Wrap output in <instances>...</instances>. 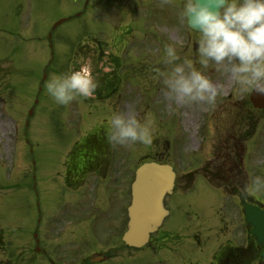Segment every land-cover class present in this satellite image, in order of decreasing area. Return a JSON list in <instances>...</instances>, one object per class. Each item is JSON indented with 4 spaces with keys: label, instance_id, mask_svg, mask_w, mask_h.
Masks as SVG:
<instances>
[{
    "label": "rangeland",
    "instance_id": "obj_1",
    "mask_svg": "<svg viewBox=\"0 0 264 264\" xmlns=\"http://www.w3.org/2000/svg\"><path fill=\"white\" fill-rule=\"evenodd\" d=\"M88 1L85 8L87 0H0V121L9 124L0 133V264H49L33 251V237L39 222L35 234L46 250L43 226L63 200L54 193V177L73 144L115 113L134 115L154 137L151 145L110 143L119 156L131 158L133 169L155 159L176 172L160 232L179 238L188 258L209 264L220 244H244L242 202L264 207V190L254 185L264 178V109L253 108L250 92L222 68L199 63L200 33L182 17L187 0ZM168 45L180 57L175 63L191 60L219 85L212 104L182 105L165 95L157 69L171 71L163 62ZM86 61L105 103L78 95L57 104L49 81ZM230 166L238 169L239 182L224 190L207 181L213 172L226 175ZM76 250L65 246L64 262L52 253L53 264H81Z\"/></svg>",
    "mask_w": 264,
    "mask_h": 264
},
{
    "label": "flooded vegetation",
    "instance_id": "obj_2",
    "mask_svg": "<svg viewBox=\"0 0 264 264\" xmlns=\"http://www.w3.org/2000/svg\"><path fill=\"white\" fill-rule=\"evenodd\" d=\"M108 85L103 83L104 87ZM100 132L104 133L105 128L97 126L92 132L94 136L76 142L66 154L61 171L54 177L58 180L54 193H59L63 200L60 198V206L54 208L55 213L43 226L46 250L40 252L45 260L52 264L51 254L55 252L60 253L59 256L54 254L56 260L66 261L65 246L75 244L76 257L79 256L81 264H132L133 260L141 264H200L185 255L179 238L162 233L160 229L150 236L143 248L134 249L123 242L132 199V161L127 156H119L121 150L114 153L104 146ZM210 177L213 180L215 174L210 173ZM245 230L242 246L229 242L220 244L214 249L209 264H255L257 260L260 264V246L249 229ZM77 238L82 241L74 242ZM34 250L37 251V247ZM198 250L204 251L202 246Z\"/></svg>",
    "mask_w": 264,
    "mask_h": 264
},
{
    "label": "clouds",
    "instance_id": "obj_3",
    "mask_svg": "<svg viewBox=\"0 0 264 264\" xmlns=\"http://www.w3.org/2000/svg\"><path fill=\"white\" fill-rule=\"evenodd\" d=\"M182 17L188 27L200 33L196 51L204 68L212 62L244 91L264 94V0H187ZM165 52L163 62L172 65L171 71L157 69L163 77L165 95L182 105L212 104L219 85L196 69L191 60L175 63L180 57L172 45L166 46ZM97 87L91 62L86 61L78 70L55 76L47 91L57 104L68 105L78 95L94 96ZM107 138L120 145L129 141L151 145L154 139L148 125L134 115L121 113L111 117ZM254 185L257 191L264 190V178L257 177Z\"/></svg>",
    "mask_w": 264,
    "mask_h": 264
},
{
    "label": "water",
    "instance_id": "obj_4",
    "mask_svg": "<svg viewBox=\"0 0 264 264\" xmlns=\"http://www.w3.org/2000/svg\"><path fill=\"white\" fill-rule=\"evenodd\" d=\"M249 99L253 107L264 109V94L253 91ZM174 177L172 168L168 165L146 163L137 169L132 187V204L129 208L130 222L124 235V241L128 245L143 246L149 234L160 226L167 215L162 200L167 193H171ZM244 216L253 228L252 234L257 243L264 245V210L245 205ZM261 257L264 259V248Z\"/></svg>",
    "mask_w": 264,
    "mask_h": 264
},
{
    "label": "bare ground",
    "instance_id": "obj_5",
    "mask_svg": "<svg viewBox=\"0 0 264 264\" xmlns=\"http://www.w3.org/2000/svg\"><path fill=\"white\" fill-rule=\"evenodd\" d=\"M188 123H190V122L187 121V124ZM8 131H9V124L6 121H0V133H1V136H2V134L5 135Z\"/></svg>",
    "mask_w": 264,
    "mask_h": 264
}]
</instances>
